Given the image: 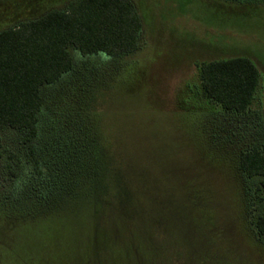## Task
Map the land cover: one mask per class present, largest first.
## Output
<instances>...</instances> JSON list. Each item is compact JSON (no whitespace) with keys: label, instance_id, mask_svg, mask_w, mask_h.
<instances>
[{"label":"rangeland","instance_id":"rangeland-1","mask_svg":"<svg viewBox=\"0 0 264 264\" xmlns=\"http://www.w3.org/2000/svg\"><path fill=\"white\" fill-rule=\"evenodd\" d=\"M68 1L0 0V30ZM133 1L139 49L119 64L78 70L95 78L87 119L120 197L19 221L22 245H0V264H264L247 221L251 206L260 212L248 192L259 179L244 182L235 165L242 148L264 141V0ZM239 55L255 62L261 81L250 111L235 118L208 102L198 64ZM26 154L20 133L0 132V225L7 203L37 183Z\"/></svg>","mask_w":264,"mask_h":264},{"label":"trees","instance_id":"trees-1","mask_svg":"<svg viewBox=\"0 0 264 264\" xmlns=\"http://www.w3.org/2000/svg\"><path fill=\"white\" fill-rule=\"evenodd\" d=\"M141 31L142 18L133 0H69L64 7L0 30V132L22 135L27 151L23 166L31 167L37 178L7 203L1 247L15 241L22 245L14 236L19 234V221L31 226L60 217L51 214L69 204L102 203L112 193L120 197V190L110 188L113 179L103 138L87 119L94 101L88 87L95 78H81L78 70L89 61L119 64L123 56L139 49ZM74 53L81 59L77 66ZM198 70L209 103L235 118L247 115L261 81L251 58L204 61ZM78 77L81 82L75 86ZM257 118L261 124L262 116ZM235 165L244 182L259 179L247 190L260 212L251 206L247 221L264 244V141L257 139L242 148Z\"/></svg>","mask_w":264,"mask_h":264}]
</instances>
